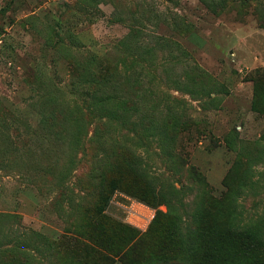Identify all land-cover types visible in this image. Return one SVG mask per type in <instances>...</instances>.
Instances as JSON below:
<instances>
[{
  "label": "rangeland",
  "instance_id": "obj_1",
  "mask_svg": "<svg viewBox=\"0 0 264 264\" xmlns=\"http://www.w3.org/2000/svg\"><path fill=\"white\" fill-rule=\"evenodd\" d=\"M225 182L264 223V0H0V264L196 245Z\"/></svg>",
  "mask_w": 264,
  "mask_h": 264
},
{
  "label": "trees",
  "instance_id": "obj_2",
  "mask_svg": "<svg viewBox=\"0 0 264 264\" xmlns=\"http://www.w3.org/2000/svg\"><path fill=\"white\" fill-rule=\"evenodd\" d=\"M82 78L83 76L80 79ZM189 170L191 173H195L193 167ZM224 187L226 188L225 192L222 199L217 202L216 209L211 213L203 209L197 218L201 221L197 227L199 231L196 234L198 240L196 245H191L190 242L181 244L182 240L176 237L178 228L171 227V229L166 228L167 235L165 236L170 240H164L163 237V240L158 241L155 237L151 239L150 246L140 247L143 238L141 240L131 238L126 242H122L123 244L118 250L116 248L107 249L109 253L107 256L103 254L88 256L85 264H89V261L92 264H111L115 259H119L126 264H155V262L232 264L233 261H236L233 259L236 258L245 259L244 264H264V223L261 220L243 225L236 223L238 215L236 212V189L226 182ZM115 189H117L116 186L112 184V191H115ZM175 238L182 246L178 250L175 249L176 242L173 241ZM131 242H133L132 245H130ZM107 243L108 247L113 244L110 240H107Z\"/></svg>",
  "mask_w": 264,
  "mask_h": 264
}]
</instances>
